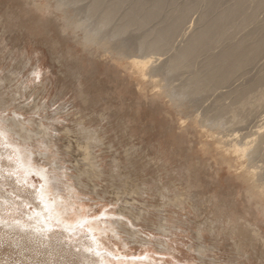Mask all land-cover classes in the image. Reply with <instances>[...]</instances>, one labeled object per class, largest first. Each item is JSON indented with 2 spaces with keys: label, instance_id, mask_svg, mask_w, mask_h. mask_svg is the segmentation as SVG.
I'll return each mask as SVG.
<instances>
[{
  "label": "rangeland",
  "instance_id": "obj_1",
  "mask_svg": "<svg viewBox=\"0 0 264 264\" xmlns=\"http://www.w3.org/2000/svg\"><path fill=\"white\" fill-rule=\"evenodd\" d=\"M35 1L36 3L34 4ZM51 1L53 3L55 0ZM81 1L84 2H82L83 4L80 2L83 14L81 13V8L79 9L78 6L77 10L76 7L75 12L80 10L78 17L75 14L76 19L80 18V23H86L85 25L83 24L84 27L93 25L92 29L90 27L91 30H89V27L86 28L88 30L81 28L83 31L79 30V28L77 31L66 28L63 24L61 12L56 9L46 10L37 7L36 4L43 5L47 0H0V74L5 77L4 82L0 84V106L5 105V108L0 110V119L11 120L15 125H17L18 121L22 122L34 132L33 134L36 132L37 135H43L42 126H44L45 130L50 129L51 132H48L52 135V138L54 136V142L56 141L53 147L58 146L59 148L57 150L56 148H52L51 154L53 156L50 159H46L39 154L40 152H48L43 145L39 143H36L34 146L29 145L28 149L35 152L34 156L37 161L35 165L40 167L45 166L49 169L50 165L48 163L52 161L55 167L59 168L60 173H65V179L75 185L78 195L83 198L86 207V209L81 208L78 203L79 205L76 206V210L82 209L80 213L82 212V215L84 214L85 217L91 218L86 222L84 221L83 225H76L72 227L73 230L67 231L64 225H66V221L70 220L69 216L66 215L64 218L57 220L53 218L54 214L52 213L54 227L50 234L51 237L47 236L46 238H49L52 242H57L59 239L63 240L60 233L67 231L66 234L71 235V240L64 238L70 245H65L59 251L52 250L51 253L48 252L47 245L36 240H29L28 238L24 242L25 239L23 237L6 227V223L19 226L23 221H33L31 217L25 215V211L32 212L35 210L34 205L40 203L39 199L34 196L35 192L31 193V190L38 189L43 180L38 174L34 172L28 173L21 166V163L17 160L16 151L0 134V203H3L4 207L1 210L2 217L4 218H0V264H86L82 253L86 254L91 252L92 249L87 245L80 244L83 238L85 240L89 239L92 244L94 243L90 235H88L89 228L96 227L98 221L110 220L120 222L122 219H125L127 222L123 226L125 230H122L123 234L121 237L123 239L116 238V236L119 237L120 235H116L113 232H108L107 237L99 238L105 244L108 251H110L108 256L106 255V259L109 261L108 264H117L119 262L123 264H129V262L138 264L137 260L134 261L133 258L146 254L148 258L144 259V264H217V261L221 260V258L229 259L232 262L231 264H245L246 260L245 257L243 258V255L247 254L246 251H249L248 254H253H251L252 264H264V259H261L264 258L263 249L261 250L259 246L258 248H254L252 245H249L250 242L248 240V242L244 240L243 243L241 242L243 239L233 238L229 230L228 232L224 231V233L218 234L219 231L214 228L213 224L221 215L225 217L232 214L236 218L238 215H241L246 219H254L255 214L257 216L260 215L257 212V204L250 201L246 195L247 187L238 176L240 168L237 167V162L233 160L230 163L231 167H228L227 157L229 155L223 152L226 147H221V144L215 138L225 136L234 129L237 132V130L239 131L240 128L243 129L245 126V131L240 129L241 131L238 134L241 133L240 135H242L243 133L244 135L245 133H250V130L256 129L255 125L261 123V118L255 117V120L253 119L249 123L245 122V124L241 122L244 124H241L243 127H237L238 125L235 124L239 123L238 120L242 118L245 120V116L250 113L246 114V106L249 109L248 111L251 108L249 104V106L245 105V108L240 107V109L242 108L241 114L245 112L244 110L246 112L244 113V117H242L244 114L242 116L239 115V117L237 116L240 114V112L237 114L239 105L233 102L234 104L232 103V105L235 107L229 108V111L232 110V113L228 111V108L226 112L230 114L226 112L221 113L230 115L227 117L223 114L224 118L220 114L221 108L224 105L225 107L228 105L230 107L232 99H224L223 96V99L227 100L224 102L220 96V102L219 94L215 95L217 99L211 93L208 95L209 97L211 96L210 98L206 95L207 93H202L203 95L197 94L196 96L191 94L186 88L187 86H185L188 82L189 75L187 74L189 73L187 72L189 71L184 70L186 71L184 72L181 69L180 73H170L169 69L171 68L168 69L166 66L169 64L166 61L169 60L170 56L167 50L162 51V54L159 53L160 55L149 52L147 54V51H143L139 45L136 46V43L139 44L138 39H142L146 35V31L149 33V30L151 31L152 29L153 31L158 28L160 19L165 21L166 17L167 20L168 16L165 14H163L165 17L155 18L153 23L150 20L146 24L147 26H142L143 28H138V25L133 24L132 27L130 26L131 28L129 27L125 31V34L123 32L124 35L122 33L116 34V31H112L115 28L112 26H116L114 24L115 20L109 26L98 24L101 22L97 18L99 22L94 20L97 22L96 25V22L90 21L93 20L90 19L92 16H85V13L87 14L90 11L88 2L90 1L91 4V0H85L88 2ZM178 1L176 2L178 5L182 3H178ZM207 1L209 2V0ZM226 1L229 0H225L224 2L227 3ZM252 1H248L249 4H252L248 7L250 10L256 4L254 0ZM72 2L74 4L78 1ZM187 2H184V4ZM195 2L190 0V5L187 3L189 8H191V3H193L195 8L198 7L197 3L199 1ZM208 2L205 0V3H199L202 9L200 7L194 9L193 6V9L191 8L193 11L187 12L190 13L187 14L189 16L186 15L187 19L185 17L186 21L184 20V25L178 27H181V31L178 29L179 34L172 36L171 45L174 44V47L171 46V48H174V51L169 48L172 55L174 54L173 52L176 54L184 47L190 38L202 27L203 21L200 16L210 6L211 2L207 5ZM55 3L56 1L53 5ZM168 3L173 4L174 2ZM67 4L66 6L71 10L76 6L75 4L72 6L71 3ZM81 4L78 5L81 6ZM171 4H165L162 9H166L164 11L167 12L172 6L173 8L175 7ZM177 4L176 6H178ZM184 4H181L182 7H185L183 6ZM86 7L88 10L85 12L84 9H87ZM126 9L128 8L124 4L118 13L122 14ZM260 10H264V8ZM201 11H203L202 15ZM88 14L91 15L89 12ZM259 14H261L257 15V17L261 16V19L259 18L258 20L259 22L256 21L257 18H255L256 20L254 19L258 24L264 18L262 12ZM86 17H90V20L86 19L85 22ZM89 22H92V24H88ZM247 24L248 22L245 25L251 31L254 29L252 27L258 25L251 23L250 25L248 24V27ZM243 26L242 29L245 28ZM247 28L242 31L244 33L248 32ZM85 31L96 33L97 38L108 36L106 39L112 42V46H116L117 43H124V40L127 39L131 44L128 42L126 44L128 43L132 50L129 49L127 56L122 57L114 51H108L106 48L102 49L98 45L86 43L83 40ZM107 31L115 33V37L113 33H111L112 37L108 35ZM242 31L240 29L241 35H238V33L236 36L243 37L248 35L247 33L243 35ZM131 36H134V38L138 37L135 38L137 40H135L136 42L134 41L135 44L133 43L136 48L132 46L133 41L130 42L133 39H130ZM236 36L234 34V37ZM113 37L114 40H112ZM186 38H189V40ZM217 48L215 52H217ZM151 55L153 56V61L149 68L151 69L154 66L160 68L159 74L154 77L157 83L153 78L151 80L150 75L143 76L131 63L132 58L144 60L151 57ZM172 55L170 58L173 57ZM202 59L204 58H198V62H196L198 66L204 61ZM39 62H42L41 66L44 76L35 78L34 80V75H32L34 65ZM160 66L168 70L165 71ZM258 66L255 71L253 66L251 67L252 69H249V71L253 70L251 71L252 74L248 72L250 77L260 74V71L264 72V64L260 63L262 70L258 69ZM260 66L259 68H261ZM199 68L197 67L196 69ZM167 71L170 74H165ZM182 73H186L184 75L186 83H184L183 76L180 75ZM163 74L167 76H163ZM247 76L246 78L244 77L245 80L241 79L242 77L240 78L242 80H239L240 85L245 84ZM247 81L245 85L255 81V78L251 77ZM161 82L165 83V85ZM182 82L184 83V87ZM237 84L236 82L237 87H241ZM180 89H182L181 92H177L178 94L175 95L173 90L176 92V90L180 91ZM260 89L261 87L257 88L256 92L260 91ZM163 90H165L164 93ZM182 92H184V96H187V99H185L186 104L195 103L191 105L194 109L193 115L199 116H197L199 120H197L198 125L196 122L191 123V120H189L191 119V115L182 113L175 104L178 102V98L179 102L184 100L185 97L182 98ZM203 96L206 98H202ZM175 97L178 98L175 99ZM214 100H216L215 103L212 102ZM187 101L191 102L188 103ZM217 101L220 102L219 106L217 105L219 103ZM222 101L223 107L221 105ZM214 104L217 106V110ZM213 113L217 116L215 114L211 116ZM251 115L250 119L253 118ZM210 116L213 118L216 116L215 119H217L216 122L218 123H215V119L213 120ZM248 117L249 115L246 116V120ZM225 119L226 122H223ZM228 122L231 123L233 128L228 125ZM2 123L4 126L10 127L6 122L2 121ZM84 126L96 130V133L94 131H85L82 129ZM250 126L253 127L251 128ZM17 127L14 126L13 129L18 130L19 127ZM12 135V143L15 144L18 141L17 135ZM95 136L100 138V142L93 140ZM45 138H49V135H46ZM86 142L92 143V151L96 152L94 154L97 155L94 161L102 163L104 174L95 178L91 177L92 179H84L89 188H82L80 190L77 186V178L75 177L79 173L76 167H78L77 163L82 162L81 146ZM22 146L25 147L27 145ZM77 149H79L78 152ZM24 151L21 154L23 156L27 155V151ZM232 156L233 154L230 155L231 158ZM79 157L80 159H78ZM25 160L27 161L25 163L27 166L28 162H30L29 155L26 156ZM262 163L259 161V164ZM113 169H116L121 174L119 179L112 176ZM122 180L123 184L121 183ZM126 180H128L127 182L130 185ZM166 186L170 187L168 191L164 189ZM131 187L134 189L132 190ZM123 188L125 190L128 189L127 194ZM183 194L185 197H183ZM179 195L180 198L182 197L183 202L179 205L171 204ZM7 197L9 200L6 199ZM30 201L32 202L28 203ZM51 209L53 211L56 210L54 207H51ZM34 212L37 214L36 210ZM105 212H108L112 216H102ZM141 214L147 215V221H138L137 218ZM98 215L102 217L97 219ZM167 217L178 219L180 223L178 222L177 229H172L173 233L167 230V233L164 231L165 234L162 228L167 224L166 220L170 222ZM42 219H46V222L51 220L49 215ZM3 222L5 224H2ZM137 223L140 224L137 225ZM19 228H22L24 231L29 230V226L22 225ZM138 230L142 231L140 236L151 241L152 245H142L129 238L131 237V233ZM95 234L98 235L97 231ZM160 240L164 241V245L165 241H167L170 249L172 248L173 251L171 249L170 252H161L163 251V246ZM124 243H127L126 246L123 245ZM244 248L246 249L244 250ZM256 249L259 250L256 251ZM205 250L206 253L204 254ZM111 252L117 255L122 254L121 257L123 259L113 258L110 255ZM201 256H204L205 263L201 262ZM96 264L106 263L100 261L97 263L96 261Z\"/></svg>",
  "mask_w": 264,
  "mask_h": 264
},
{
  "label": "bare ground",
  "instance_id": "obj_2",
  "mask_svg": "<svg viewBox=\"0 0 264 264\" xmlns=\"http://www.w3.org/2000/svg\"><path fill=\"white\" fill-rule=\"evenodd\" d=\"M55 1H56V3L53 5V3ZM55 1H53V3H52L51 0H47V2L43 5L42 4L41 5L36 4V5L40 9L41 8L46 9V10L56 9L59 12H61L63 24L68 29H72L73 31H75V30L77 31L78 28L81 31H83L82 29L88 30V29H86L88 27H89V30L92 29L93 25L84 27L83 24L85 25L86 23H84V22L80 23L79 22L80 18L76 19L75 14H77V17H78L80 10H81V13L83 11V8H82V4L84 3L83 1H81V0H68L71 2H68L67 0H55ZM72 1H78L77 2L78 4H81L82 2L83 3L81 4V6L78 5L77 3H74L76 6H74V9L71 10L68 8L69 6L67 3L72 4L73 3ZM177 1L178 0H175V1L174 0H170V1L169 0H91V4H90V1L89 2L85 1V2L89 3L90 7L88 6V8H90V11H88V12L91 13V15H90L87 12L88 15L85 13V16L95 17V18L86 17L85 22H86V19L88 21L90 19H93L90 21H94V20H97V18H98L101 22L98 24H105V25L110 26L111 25L110 23H114L113 21L115 20L114 24L116 26H112L113 28L115 27L114 28L115 30L113 29L112 31L113 32L116 31L115 32L116 34H121V33L123 34V32L125 34V31H127L130 26L132 27L133 24L138 25V28H139V27L145 26L147 23L150 22V20H152L151 22L153 23L154 22L153 20H155V18L158 19L160 17L161 18L165 17L163 15V14H165L166 16H168L167 20H166V17L164 19L165 21H163V19H160L162 23L160 22V20L158 23H159V25L161 23V26L159 27V25H158V28L153 30V31H152V29L150 31L149 30L150 28H149L148 29L149 33L146 31V35H144V37L142 35L143 38L140 36L142 39H140V38L138 39L139 44L136 43V46L139 45V47L143 51L144 50L147 51L146 52L147 54H148V52L151 54H159V53L162 54V51L167 50L171 56L172 53L169 50L174 49V48H171V46L174 47V44L171 45L172 36L174 34L175 35L179 34V31H181L180 30L181 27L180 28H178V27L180 25H184L183 22H185L187 19L186 15L191 12L190 10H192L193 9L192 7L194 6L193 3H191L192 5L190 7L192 9L189 8L188 4L190 5V0H186V1L185 0L184 1L179 0L178 1V3L182 2L183 4H184V2L188 1L187 2L188 4L185 3L183 5L185 7H182V5H181L182 3L181 4L179 3V5H178L176 3ZM195 1H197V2L199 1L197 3V6L199 5L198 7H200V9H202L200 4L205 3V0H204V2H203V0H201V1L200 0H193V2H195ZM224 1L225 0H211V1L209 0V2H211V3H210V6L208 8L206 6L207 10L205 8V10H206L205 13L203 14L204 10L201 11L202 12L201 15L203 14L202 16H200V18L202 17L201 20L203 21L202 27H200L198 31L196 29L197 32L193 35V37L190 38V40H189V38L188 39L186 38L187 40H189L188 43L184 47H182L176 54H175V52H173L175 55L173 54L172 58H170V56H169V58H168L169 60L167 59L168 61H166L167 63L169 62V64L166 66L168 67V69L171 68V69H169L170 73H173V72L180 73L181 69H183V71L184 70L189 71V72H187V73H189V74H187V75H189L188 82H187V85L185 84V86H187L186 88L190 91L191 94L196 96L197 94L203 95L202 93H204V94L207 93L206 95L208 96L209 93H211L214 95V96L212 95L213 97H215V95L219 94V101L220 102H221L220 96L222 97V100H224L226 98L230 99V100L232 99V101L229 100L231 102L230 107H229V105L227 107H225V105H224V107H223V101H222L221 105L224 109L221 108L222 111H220V114L222 112H226L227 108L229 111V108L231 109L232 106L235 107L234 105H232L233 102L235 104L238 103L236 105H239L238 106L239 108L237 107L238 109L237 108L236 109L238 110L237 114L239 112H240V114H238L237 116H239V115L242 116L246 112V110H247L246 114H248L250 112L248 114L249 117L247 118V120H246V116H248V115L245 116V114H244L242 117L245 116V120H244V118H242L243 120L242 119L238 120L239 121L238 124L235 122L236 123L235 125H238L237 127L240 128V126L242 124L241 122H243L245 124V122H247V123L252 122V120L255 117L261 118V123L262 122L263 123L255 125L256 129L253 128L254 130H250V133H247V134L245 133L244 135H243V133H242V135H240L241 133L238 134V132L241 130L245 131L246 126L245 127L241 126V127H243V129L240 128L241 129L240 130L238 128L239 131L237 130V132L234 129V130H231L232 132L226 134L225 136L215 138V140L221 144V147L222 146H223V148L226 147L224 149L225 151H223V152L226 153V155H229L227 157L228 159L225 157L227 159L228 164H229L228 167H231L230 163H232L233 160H235L234 162H237L236 163L237 167L240 168V172H239L238 176L241 178L242 182H244L246 184V187H247L246 188V195L248 196L250 201L255 202V204H257V212L260 215L257 216L255 214L254 219H246L245 217H242L241 215H238L237 218L232 214L229 216L224 215L225 217H223L221 215V217L216 219L213 222V224H214V228H216V230L219 231L218 234L224 233V231L228 232V230H229L231 232L230 235L233 238L237 237V238L243 239L241 242H243L244 240H246L245 242L249 241L250 242L249 245H252L254 248H258V246H259V248L261 250L262 249L264 250V243H263V241H264V72L260 71V74L251 76L252 78L253 77L255 78V81H253L254 83L249 82L248 85H245L246 81L249 78H251L250 75H248V72L253 71V70L249 71V69L253 66V69L255 71L257 65L260 66V63L264 64V18H262L263 21H260L261 23L258 24V22H259L258 20L261 16L257 17V15H261V14H259L261 12L264 14V12H263L264 10H260V9L264 8V0H257L256 2L254 0V3H256V4L253 3L254 7L251 6L252 10H250L248 8V7H250V5H252V4H249V2H248L250 0H229V1H226L228 4L225 3ZM168 2H172V3L174 2V3L171 4ZM206 2H208V1L206 0ZM209 2L207 5H209ZM35 3H36V1L34 2V4ZM66 4L68 7L66 6ZM71 4H69V5L71 6ZM74 4H72V6ZM124 4H126L128 9H126L124 11V13L119 14L118 11L121 9V7ZM165 4L166 5L171 4V5H174L175 7L173 8V6L172 7L170 6L173 9L170 8L171 11H170V9H168L167 12H169V13H167L166 11H164L166 9H164V10L162 9ZM176 4L178 6H176ZM180 5H181V7H179ZM195 5H196V2H195ZM78 6H79V9L80 8L81 9L79 11H76L77 12L76 13L75 10H76V7L78 10ZM83 7H84V5H83ZM198 7L195 8V6H194V9H198ZM88 8L84 9V11L86 12V10H88ZM188 11H190V12L187 13ZM258 11H261V12H258ZM160 12H163V13H160ZM257 12H258V14H257ZM119 15H120V17H119ZM159 15H161V16H159ZM187 16H189V15H187ZM185 17H186V19H185ZM116 18H117V20H116ZM255 18H257V20ZM254 19L258 22L254 21ZM81 21H82V19H81ZM253 21H254V24H256V25L258 24V25L255 27L251 26L252 28H254L251 31L249 28H247V26L245 24L247 22L249 25L251 23L253 24ZM94 22H96V21H94ZM88 24L91 25L92 22L91 23L89 22ZM81 25H82V27H81ZM96 25H97V22H96ZM96 25H94V26H96ZM249 25H248V27H249ZM242 26L247 28L248 30L247 29L246 30L248 32L250 30L251 33L245 32L248 35H245L243 37L242 36L241 37L236 36V34H238V33H239L238 35H241L240 29H241V31L245 30V28L242 29ZM90 27H91V29H90ZM98 27H100V26H98ZM95 28H97V27H95ZM105 28H107V27H105ZM178 29H179V31H178ZM108 31H110V30H108ZM112 31L108 32L109 34L107 33L108 35H111V37H112L111 33H113ZM235 31L236 32L238 31V32L236 33ZM82 33H84V32H82ZM115 33H113L114 37L116 35ZM245 33L243 32L242 34L244 35ZM234 34L236 37H234ZM117 36H119V35H117ZM190 36H192V35H190ZM107 37L103 36V37L97 38L96 33L94 34V32L85 31V33L83 35V40L86 43L95 44L96 46L98 45L102 49L106 48L108 51L109 50L114 51L119 56H122V57L127 56L128 52H129L128 50L131 49L130 45H129L131 43L128 42L129 40L123 39L125 41L124 42L125 44H124L123 42H121L122 41V39H121V41H119V42H121L120 44L117 43L116 46H112L111 45L112 42H110L109 39L107 40L106 39ZM114 37L112 38V40H114ZM121 37H122V35H121ZM233 37H234V39H233ZM237 37H239L238 41H237ZM118 38H120V37H118ZM135 38H138V37H135ZM135 38H134V36H131V38H130V39H132L130 42L133 41L132 46H135V45H133V43L135 44V42L137 41ZM126 42H128L129 44L128 43L126 44ZM136 46H135V48H136ZM217 47H220L221 49L217 48ZM175 48H176V46H175ZM216 48H217V52H215ZM218 50H220V51H218ZM200 56L202 58H204V59H202V61L203 60L204 61L202 62V64L200 63L198 66V64L196 62H198V58H201ZM152 58H153L152 55H151V57L144 59V60H137L135 58H132L131 63L139 70V72H141V74L143 76L150 75L151 80L153 78V80H155V82L157 83V80H156V78L154 79V77H156V75L159 74L160 68L159 67L157 68L155 66L151 69L149 68V66L151 65V63L153 61ZM199 60H201V59H199ZM38 61H39V59H38ZM30 63H31V61H30ZM30 63H28V64H30ZM194 64L196 67L194 66ZM41 65H42V62H39L36 65H34L35 67H34V71L32 74V75H34V80H35V78H39L41 76L42 77L44 76L43 75L44 72L42 71ZM152 65H156V64H152ZM200 65H201V67H200ZM259 66H258V69L262 70V67L260 66L261 68H259ZM160 67L163 68V66H160ZM197 67L198 68L200 67V68L196 69ZM148 69H150V70H148ZM168 69H164V70L166 71ZM174 69H176L177 72L174 71ZM179 69H180V71H179ZM258 69H257V71H258ZM169 71L165 72V74L166 73L170 74ZM184 72H186V71H184ZM162 73H164V72H162ZM165 74H163V76ZM185 74L182 73L180 75H182L184 78ZM250 74H252V72ZM245 75L247 76V79L245 81V84H242V85H244L242 87V85L239 84V80L241 77H242L241 79L245 80V78H246ZM165 76H167V75H165ZM185 78H184V80H185ZM4 80H5V77L0 74V84H2L4 82ZM240 81H242V80H240ZM236 82L241 87H237ZM184 83H186V80ZM184 83H183V87H184ZM241 83H243V82H241ZM247 83H248V81H247ZM158 85H160V84H158ZM163 85H165V83ZM232 86H234V87H232ZM168 87H170V86H168ZM260 87H261L260 91L256 92L257 88H260ZM175 88H177V87H175ZM169 90H171V89H169ZM181 90L182 89H180V91L176 90V92L173 90V92L176 95V94L180 93ZM188 90H187V92H188ZM164 91L165 90H163V93H164ZM184 92H186V91H184ZM184 92H182V95H183L182 98L185 97L184 100H182L183 102L182 101L179 102L178 97L182 96V95H180L177 97L178 102H176L175 104H176L177 108L182 113H184L186 115H191V119H189V120H191V123L196 122V124H197V120H198L199 116L197 115L198 116L197 117L195 114L193 115L194 109L192 106L195 103L192 104V103H190L191 101L190 102L187 101L188 103H190V105L186 104L185 99H187L186 98L187 96L186 95L184 96V94H183ZM189 94H188V96L191 95V94L190 95ZM175 95H173V96H175ZM223 96H224V99H223ZM204 97L205 96H203L202 98H204ZM210 97L208 96V98H210ZM230 97H232V98H230ZM177 98L175 97V99H177ZM200 98H201V96H200ZM215 98L217 99V97H215ZM215 101L216 100H214L212 102L215 103ZM219 101H217V102H219ZM226 101L227 100H224V102H226ZM206 102H207V100H206ZM220 102L217 103V105L218 104L220 105ZM248 104L251 107L250 111H248L249 109L246 106V110H244L245 112H243L241 114L242 108L240 109V107L245 108V105H248ZM226 105H227V103H226ZM4 106L5 105H1L0 110L4 109L5 108ZM214 106H216V105L214 104ZM216 108H217V106L215 107V109ZM239 109H240V111H239ZM218 110H220V109L218 108ZM233 110H234V108H233ZM213 111H215V110H213ZM229 112L232 113V110H230ZM226 113H223V114H225L227 117L230 116V115H227L230 113H227V114ZM214 114L215 113L211 114V116H213ZM223 114H221V115H223ZM235 114H236V112H235ZM250 115L253 118L250 119ZM216 116L214 118L213 117H211V118L214 120L216 118ZM220 116H218V117H220ZM210 117H209V119H210ZM223 117L225 118L224 115H223ZM239 117H238V119H239ZM231 118H232V116H231ZM209 119H207V121H209ZM234 119H235V117H234ZM2 121L6 122L10 127L4 126ZM216 121H217V119H215V123H218ZM223 122H226V119ZM244 124H242V125H244ZM219 125H221V124H219ZM228 125L231 126V123L228 122ZM14 126H16V127L18 126L19 127V128L17 127L18 130L13 129ZM41 126H42V123H41ZM46 126L48 127V125H46ZM46 126H45V128H47ZM42 129H43V135H40V134L37 135L36 132H35V134H33L34 132H32V130H30L22 122L18 121L17 125H15L12 123L11 120L0 119V134L7 140L8 144L10 146H12L14 148V150L16 151L17 160L21 163V166L23 168H25L28 173L34 172V173L38 174L39 176H41V178L43 180L41 185L44 186L43 190L45 192V196H46L47 203H48V207L44 211H41L40 203L35 204L34 209L37 211V214H35V212H34L35 210H33L32 212L25 211V215L29 216L33 219L32 222L26 220V221H23L19 226H16L13 224H8V223L5 224V222H3L2 224H5L6 227L14 230L15 234H18L19 236L23 237L25 239L24 242H26V240L28 238L29 240H36L37 242H40V243H43L44 245H47L48 249H49L48 252L51 253L52 250L59 251L60 249H63L65 245H70L69 243H67L64 240V238L71 240V235L66 234L67 231L73 230L72 227H74L76 225H79V224L83 225L84 221L86 222L88 219L90 220L91 218L85 217L84 214L82 215V212L80 213V211H82V209L76 210V206L79 204H80L81 208L86 209V207H85L83 198H81L78 195V191L76 190L75 185L69 183L68 180L65 179V173H60V171L58 170L59 168L55 167V165H54V163H52V161H50L48 163L50 165L49 169L46 168L45 166L40 167V166L35 165V162H37L36 158L34 156L35 152L28 149L29 145L34 146L36 143L43 145V147L45 149H47L48 152H40L39 154L46 159H50L51 156H53L51 154V149L54 148L53 146L56 143V141L54 142V140H53L54 136L52 138V135H50V133H49V132H51L50 129L45 130L44 126H42ZM82 129H84L87 132L94 131L96 133V130H93L92 128H89L87 126H84ZM12 134L17 135L18 141L15 140L16 141L15 144L12 143V139H11L13 136ZM46 135H49V138H45ZM211 135H213V134H211ZM55 140H56V138H55ZM93 140L96 142L97 141L100 142V138L98 136H95ZM34 141H36V142L34 143ZM22 145H27V146L23 147ZM92 146L93 145L91 142H86L84 145L81 146L82 147L81 153H82L83 158H82L81 163H77L78 167H76V168L79 171V173L77 176H75L77 178V186L80 190H82V188H84V189L89 188L87 183H85L84 179H86V178L92 179L95 177L102 176L104 174V168L102 167V163L98 162V161L97 162L94 161V159L97 158V155L94 154L96 152L92 151ZM70 147H71V145H70ZM55 148L57 150L59 147L56 146ZM79 149H77V152ZM23 150L27 151V155H29V157H30V162H28L29 164L27 166L25 165V163H27V161L25 160L27 155H24V156L21 155L23 153ZM231 154H233L232 158L230 157ZM94 155H96V156H94ZM78 159H80V157ZM259 161H261L263 163L259 164ZM77 162H79V161H77ZM86 164H88L87 165L88 167L85 166ZM238 164H239V166H238ZM74 165H75V163H74ZM221 168H223V167H221ZM235 169L237 170V168H235ZM117 170H118V168H117ZM112 172H113L112 173L113 177L118 178V179L121 177V174L119 172H117L116 169H113ZM115 174H116V176H115ZM24 179L27 180L26 178H24ZM126 179H127V177H126ZM86 180H88V179H86ZM127 181L128 180H126V182ZM135 181H134V183H135ZM121 183L123 184V180ZM128 184L130 185V183H128ZM41 185H40V187H41ZM120 186H118V187L120 188V190H122L121 187H123V186H121V187ZM40 187L38 189H40ZM128 187H130V186H128ZM143 187H145V186H143ZM35 189L31 190V193L35 192L36 191ZM131 189H132V187H131ZM164 189L165 190L167 189V191H168L170 189V187L166 186ZM127 190L128 189L125 190L126 194H127ZM131 193H133V192H131ZM134 193H135V190H134ZM138 193H139V191H138ZM129 194H130V192H129ZM34 196H35V198H38L36 196V194H34ZM183 197H185L184 194H183ZM6 199L9 200L8 197ZM31 202L32 201H30L28 203H31ZM182 202H183V199H182V197L180 198V195H179L175 201L171 202V204L179 205ZM196 204H197V202H196ZM51 207H54L56 210L53 211L51 209ZM216 207H217V205H216ZM3 209H4L3 203H0V218L1 219L4 218V217H2L3 215L1 214V210H3ZM52 213L54 214L53 218L57 219V220L64 218V216H66V215H68L70 218L69 221H66V225H64L65 230H67V231L60 233V236L62 235V237H63V238H61V237L60 238L63 240H60L58 238L59 240H57V242H52L49 238L48 239L46 238L47 236L51 237L50 234H51L52 229L54 227L53 218L51 216ZM217 214H219V213H217ZM47 215H49V218L51 219L49 222H46V219H42V218L46 217ZM124 215L126 216V214H124ZM102 216L111 217L112 215L109 214L108 212H105V213H103ZM102 216L98 215L96 218L98 219L99 217H102ZM13 219H15V218H13ZM137 219H138V221L140 220L141 222L144 220L147 221V215L141 214L138 216ZM167 219L170 222H168L167 220L165 221V222H167V224L162 228L163 229L162 231L163 232L165 231L167 233V230H168L170 233H173L172 229L173 230L177 229L180 221L178 219L170 218V217H167ZM146 221H145V223H146ZM126 223L127 222L125 221V219L120 220V222H117V221L113 222L110 220H102V221L97 222L96 227H90L89 228V234L88 235H90V237L94 243L92 244L89 239L85 240L83 238V239H81L82 243L80 244V245H87L88 247H91V249H92L91 252H88L86 254L82 253V256L84 257L83 260L86 262V264H96V261H97V263L99 261L105 262L106 264L109 263V261L106 259V255L108 256L110 251H108L105 244L102 243V241L99 240V238L107 237L108 232H113L116 235H120L119 237L116 236V238H118V239L122 238L121 237V235L123 234L122 230H125L123 226H125ZM138 224H140V223H137V225ZM22 225L29 226V230L24 231V230H22V228H19ZM118 227L121 229H119ZM67 228H69V229H67ZM96 231H97L98 235L95 234ZM141 232L142 231H139V230L134 231V233H131V237H129V238H131L135 242L137 241V243H141L142 245L143 244L148 245V246L152 245L151 241L140 236V234H142ZM163 232H162V234H163ZM127 240L129 241V239H127ZM160 241H161V244L163 246L162 247L163 251H161V252H163V253L164 252H170V250L172 248L170 249L169 243L167 241H165V245H164V241L163 240H160ZM126 244L127 243H124L123 245L126 246ZM102 247H103V249H102ZM247 247H249V246H247ZM106 249H107V253H106ZM245 249L246 248H244V250ZM248 250H249V248H248ZM258 250L256 249V251H258ZM172 251H173V249H172ZM248 252L249 251H246L247 254L243 255V258L245 257V260H246L245 264H252L251 260H252L253 254L252 253L248 254ZM205 253H206V250L204 251V254ZM256 253H258V252H256ZM169 254H172V253H169ZM110 255L113 256V258H117L119 260L123 259L121 257L122 254L117 255V254L111 252ZM257 257H259V256L257 255ZM147 258H148V256L146 254L143 256L139 255L138 257L133 258V260L134 261L137 260L138 264H144L145 263L144 259H147ZM200 259H201V262L205 263L204 256H201ZM261 259H264V258H261ZM255 260H257V259H255ZM231 263L232 262L229 259H223V258H221V260L217 261V264H231ZM117 264H123V263L119 262ZM129 264H135V263L129 262Z\"/></svg>",
  "mask_w": 264,
  "mask_h": 264
},
{
  "label": "snow or ice",
  "instance_id": "obj_3",
  "mask_svg": "<svg viewBox=\"0 0 264 264\" xmlns=\"http://www.w3.org/2000/svg\"><path fill=\"white\" fill-rule=\"evenodd\" d=\"M44 186L41 185L40 189H36L35 194L39 198L41 211H44L48 207L47 199L44 192Z\"/></svg>",
  "mask_w": 264,
  "mask_h": 264
}]
</instances>
